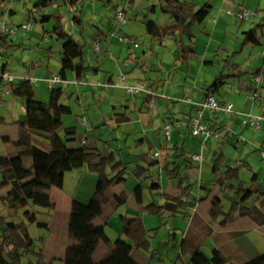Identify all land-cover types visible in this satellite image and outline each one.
<instances>
[{"label":"crops","instance_id":"1","mask_svg":"<svg viewBox=\"0 0 264 264\" xmlns=\"http://www.w3.org/2000/svg\"><path fill=\"white\" fill-rule=\"evenodd\" d=\"M86 1L93 3L97 2L95 0ZM120 1L121 4L120 2H115V0L111 3H103L113 9V27L109 26L105 31L101 30V33H97L96 36L85 42L87 45L89 44L90 49L92 50L91 42L98 40L100 45L105 49V51L99 53L92 50L93 54L91 57L86 53L87 64L96 68L98 72L96 74H88L82 81H77L74 76L69 73L67 80L64 81V83L58 84L64 89L62 103L72 106L73 112H75V106L81 108L82 115H78L77 117H81L82 125L85 126L87 133L92 132V129L90 130L87 125L88 121H91L94 139L96 137L95 133H99L101 138L105 137L102 134L104 131L102 128L108 127L113 129L115 134L114 138L113 134L105 137V139H108L105 141L108 146H105L102 149L95 144V146H92L91 148H99L103 151L105 156L108 155L110 151L116 150L118 151L117 153L119 157L129 165L130 176L127 182L115 186L112 189L113 195L126 193L128 195V201L115 212H112L110 208L107 207L103 216L97 220V224L101 227V232L99 235L100 244L96 252L105 246L106 249L103 247L105 250L104 258L113 250H117L127 257L126 264H148L146 258L137 253L138 251L133 247L134 245L132 243V247H128L125 243L120 241L123 240L122 224L120 229L121 235L117 242H113L104 235L105 228L110 224L111 219L115 218L118 220L119 216L125 215L142 219L151 246L153 243L152 241L161 236L163 241L161 244L166 243L168 248L172 246L171 240L181 241L179 244L181 255H189L188 247H184V253H182L183 242L186 241L188 246H198L208 256L212 254L213 250H218L226 257L229 264H245L251 259L264 254V225L258 224L247 216L239 217L235 222L228 224L227 226L221 225L222 218L217 220L212 219L210 214L212 201L215 198H220L223 201L224 196L228 195V193L224 195L218 182L217 184H212L204 182L203 180L199 181L198 176L202 170L200 165L204 163V159L202 163H197L190 161L188 155L199 154L203 157L205 148L204 144L212 139L203 143V141L201 142V139L194 138L191 135L190 123L192 119L196 117L194 103H202L207 98V90L214 85L217 79L226 76V81L222 82L221 79V87L213 91L211 94H214L222 104H232L236 112L230 116L208 111L204 114V121L220 134L219 138L213 139L219 140V145H221V143L228 142L231 138L235 140V143L240 145L244 142L248 143L246 138L248 131L254 130L257 132L262 129L264 130V121L259 130H255L249 124L243 123L249 115H264V48L262 49V46H264V16H262L260 12L264 10L259 8L261 7L259 4L254 7L250 5L248 6L246 0H221L218 6H213L210 3V0H190L199 7L209 4L212 6L211 13L213 10H215L216 13L212 20L208 22L205 21L202 26H195L193 28L194 37L192 44L195 50V55L191 57L190 62L187 65L177 60L178 50L174 38L167 37L164 42L159 43L146 33L143 22L145 14L143 17H138L137 20L134 19L135 22L144 27V31L138 38L123 32L122 28L117 26L115 20V14L118 10L116 6H121L122 2H125L124 0ZM131 2L135 5L137 4V0H131ZM22 3L24 8L26 5L25 1H22ZM157 4L158 0H152L149 3L143 1L140 5V9L148 8ZM61 6L66 7L69 5L61 4ZM76 7L77 6L72 7L75 12L74 17L78 16L82 18L81 15L77 14L78 11L75 9ZM250 7L258 10H256L257 13L255 16L248 21L240 22L236 19L235 22H233L230 18L234 17L227 15V11L230 9H249ZM8 10L11 11L10 16L8 14L7 16L4 15L2 17L5 21L7 20V17H11L15 14V11L12 8H9ZM45 12H47V10ZM45 14L53 15L51 13ZM136 14H138V12ZM154 15L156 14H151L150 18ZM35 17L38 20L36 23L44 25V23L39 21V14H36ZM100 17L104 18L105 16L101 15ZM160 17L165 18L164 22H159V17L154 19L159 25L164 26L171 24L167 15L163 14ZM28 18L29 17H27L26 22L29 21ZM257 19H260V23L256 22ZM246 22H251L253 27L245 29L243 25ZM256 27H262V38L258 36L261 41V44H259L261 49L256 50L252 47V51L248 50V52L244 53L245 47L249 45L243 44L240 51L238 53L235 52L240 41L239 35L242 34L243 36V33ZM21 31L23 30H20V32ZM23 33H28V31H23ZM123 33L125 34L124 36L136 39L138 46L135 47L130 44L120 43L116 37L113 36V34L123 35ZM9 40L12 41L14 47H21L22 45L15 42L11 36ZM61 46L62 44L58 40L57 46L51 47L48 50V56L51 60L58 61L59 63L56 72H54L50 61L47 66L35 62L30 65L24 63V67L15 69V77L12 74L11 64L6 60V58H9V54L13 48L11 50L0 49V67L2 68L4 64L7 65L6 70L14 77V83L30 81L32 85V83L43 82L48 87L45 80L51 77L54 73L59 74L61 68ZM136 50H141L142 53L137 54ZM109 54H111L113 58H111ZM238 55L247 56L241 60H236ZM102 56H104V58H102ZM216 62H218L217 65L219 67H222V72H220L221 76L218 77L217 74H215L214 83L209 85L207 75L208 72L213 73L216 71ZM236 67L238 70H235ZM240 71H242V76L234 77V74ZM257 71H260V74H254ZM225 72L227 73L226 75H224ZM123 75L126 77L125 80L121 79ZM230 75H232V77H230ZM256 75L260 76L262 81L258 87L259 98L256 101H252L249 98V91L240 89L238 82L243 81L251 83ZM229 85L232 87L229 88ZM5 86H7L6 82L0 83L1 94L4 91ZM125 86L150 87L153 91V97L147 102V97L149 96L146 94L133 96L126 92L124 89ZM173 87L175 88V91H173ZM48 89L49 98L51 89L49 87ZM234 92L238 95L233 96L232 93ZM5 98H7V102L3 100L4 102L0 106L6 107L8 111L14 110L16 102L12 101L11 103L9 100L15 97L9 98L5 96ZM188 100H191L192 103ZM103 108L105 111L107 110V115H104L103 113L101 114ZM93 109L98 110V112H95L94 110L95 115H91ZM122 118H127L128 121L122 122ZM83 119L86 120L85 124L83 123ZM3 121L4 118L0 116V123ZM176 121H180L182 126L175 127L174 129H185L184 133L179 132L181 136H184L185 133H187L192 138L199 141L202 146L201 153L191 152L186 154L187 152L185 151L184 146H179L177 141L174 146H171L170 144L174 139V130L170 142L168 141V143L166 141L163 127L166 123H175ZM106 131H108V129H106ZM135 134L140 135L139 139H135L133 143H130V140L134 139ZM101 138L99 139L101 140ZM84 139L83 144L88 145L89 141L87 136ZM111 141L117 143V149H113L109 145ZM184 141L185 140H183V143H185ZM35 142L40 145L37 139ZM124 144L126 146H124ZM41 147L48 149L47 145H42ZM164 147H168L169 149L172 147H178L185 152L186 158H183L184 160L180 159L173 161L172 159L170 162H176V165L180 166L182 177L187 179L189 184L196 186L199 183L200 191L204 190L207 192L205 197L197 199L199 201L198 203L195 201L196 208L190 211V217L184 215L170 216L166 214L164 220L161 221L159 217L147 214L144 211V208L147 206L144 204V187L145 185L150 184V181L144 182L143 184V204H138L134 199V190L139 183H142L143 178L137 179L133 175V171L137 166H146L140 158L141 155L149 153L151 160L158 159L160 156L154 158V154L160 152L161 148ZM253 147L256 149V152L261 154V151L264 150V142L257 147L255 145ZM216 155L217 154L214 155L211 161V172ZM262 160H264V158ZM187 164L192 165V167L186 168L185 165ZM176 165H173V168H175ZM245 165L251 174V178L254 173L259 175V172L254 170L251 163H245ZM69 174L73 176L72 180H75L76 182L74 189L70 193L64 191L67 184V178H69L67 176H69ZM212 174L214 173L212 172ZM148 175L153 178L154 182H157L160 185L159 190H154L151 193L157 204L162 205L164 203L161 196L162 194L170 196L178 194V187L172 188L170 185L167 190V187H165L166 184L163 180L161 181L162 176L165 175L158 166L149 168V172L146 176ZM250 181L251 179L249 181L248 179L244 181L247 187L252 185ZM97 183V174L90 172L87 167L84 166L81 169L66 174L64 186L61 191L58 192V195L53 193L55 187L51 189L50 195L55 203V208L53 210L60 208L61 204L65 205V224L63 226V232L65 234L59 239V241L57 239L55 240L54 236L52 239L54 240V244L49 247H47L49 242L34 239L36 244H39L40 242L41 245L37 246L40 248L42 247L48 260L62 261L64 259L66 250L71 243L68 227L72 204L75 200L83 204H88L93 198ZM257 199V196L251 198L247 202V206L259 204ZM133 204H136V206ZM124 208L125 212H123ZM225 210L228 211L229 209L225 208ZM118 214L119 216L116 217ZM172 218L181 219L185 226L182 228L178 226L169 229L168 222ZM46 224V229H51V227H53V224ZM178 235H180V237ZM207 249H210V253L207 252ZM189 260L187 261L188 263Z\"/></svg>","mask_w":264,"mask_h":264},{"label":"trees","instance_id":"2","mask_svg":"<svg viewBox=\"0 0 264 264\" xmlns=\"http://www.w3.org/2000/svg\"><path fill=\"white\" fill-rule=\"evenodd\" d=\"M84 0H36L33 10H30L28 22L36 23L35 15L39 14L41 23L55 21V30L58 40L63 41L61 46V68L59 76L66 81L68 74H72L77 81H82L88 74H96L98 70L87 64L86 43H81L72 35L66 33L62 26V17L59 14H40L53 6L69 5L77 6ZM101 3H111L113 0H95ZM6 4V0H1ZM167 15L171 24L161 26L150 18L157 10ZM212 6L205 4L198 6L190 0H158L157 5L147 8L144 17L146 33L159 43L167 37L176 41L178 50L177 60L189 64L195 55L192 44L194 37L193 28L202 26L209 17ZM35 12V13H33ZM5 11L0 9V17ZM11 13V11H9ZM34 17L30 20V17ZM77 24H82V18H73ZM10 35L0 33V49L11 50L14 48ZM244 45H259L261 41L256 28L243 33ZM5 71L7 65H3ZM235 70H238L236 67ZM254 74H260V71ZM242 76V71L234 74V77ZM232 77V75H230ZM1 83V81H0ZM221 79H217L214 85L207 90L211 93L221 87ZM11 95L24 101L25 118L15 124L19 130L18 139L12 141L4 136L3 140L12 142L15 153L11 156H0V264H55L54 260H48L43 249L36 245V241L29 234V227L37 225L46 228L47 224L40 222L36 208L54 209L50 191L53 187L62 189L67 173L83 168L97 174L98 183L93 198L88 204L75 200L72 204L69 236L70 245L66 250L61 264H126L127 257L113 250L106 258L95 261L94 255L100 244L99 235L101 227L97 220L103 216L105 209L117 211L128 201V195L121 193L113 195L115 186L124 184L129 179V165L118 155V151L112 150L104 155L99 148H91L83 144L78 147L71 146L76 140L77 128L66 126L63 122L65 116L73 115V108L62 103L64 89L61 85L53 87L47 101H40L35 97V90L30 81H22L9 85ZM153 96L147 97V102ZM128 121L127 118L122 122ZM215 130L213 127H211ZM216 131V130H215ZM218 132V131H216ZM40 137L46 141L48 149L35 142ZM108 149V148H107ZM106 150V148H105ZM146 166H137L133 175L142 179L133 193L138 204H143V184L150 181L151 193L159 190L160 185L153 181L151 176H146L149 168L158 166L165 177L178 180V194L174 196L162 194L164 203L157 204L153 200L144 208V211L157 216L162 221L166 214L170 216L184 215L190 217L191 210L196 208L192 198L194 185L182 177L180 166L170 160L186 158L185 152L178 147L161 148L160 157L151 160L150 154L140 157ZM225 155L218 153L213 161L212 172L219 174L218 183L230 201L229 210L226 211L223 201L215 198L211 203L212 219L222 218L221 225L227 226L235 222L239 217H250L260 225H264V187L258 183V175L254 173L251 178L252 185L247 187L241 180L239 168L234 166L223 167ZM27 162L30 164L27 166ZM187 163V162H186ZM173 165L176 167L173 168ZM186 168L192 165H185ZM237 182V183H236ZM257 196L259 204L247 206V202ZM1 206L8 211L7 216L2 215ZM23 211V219L15 221L14 216ZM122 223V239L125 237L132 242L136 250H148L150 241L147 236L144 223L139 217L121 215L118 218ZM190 260L188 264H229L226 257L218 250H213L210 256L206 255L198 246H188ZM30 258L37 259L32 262ZM245 264H264V254L251 259Z\"/></svg>","mask_w":264,"mask_h":264},{"label":"rangeland","instance_id":"3","mask_svg":"<svg viewBox=\"0 0 264 264\" xmlns=\"http://www.w3.org/2000/svg\"><path fill=\"white\" fill-rule=\"evenodd\" d=\"M12 1V2H10ZM22 1H25V7L23 8V3ZM36 0H6V5H5V12L7 9L12 8L15 11V14L11 17H7V23L11 26H21L25 23H27V17L30 15V10L33 9V3ZM125 2L122 3H127L128 0H124ZM143 1L150 2L152 0H137V4L135 5L131 0L128 1V6L131 7L130 13H129V20L128 24L122 26L123 32L126 34L132 35L134 37H139L142 32L144 31V27L138 24L137 22L134 21V19L137 20L138 17H143V15L146 12L147 8H142L140 9V5ZM154 1V0H153ZM221 0H210V3L213 6H218ZM239 1V0H238ZM242 1V0H241ZM115 2H120V0H115ZM9 3V4H8ZM247 5L249 6H258V4L261 6V10H264V0H246ZM117 9H119L120 6H116ZM252 7L249 8L250 11L257 13L256 10L258 9H253ZM78 11V15L82 16V24H77L74 22V8L70 6H53L47 9V12H43L40 14H45V13H51L53 15L59 14L62 17V26L63 30L72 35L73 38L78 40L81 43H85L92 37L96 36L97 33H101L100 31H105L107 27H113V20L112 17L114 15L113 9L111 7H108L106 4L100 3V2H89V1H82L80 4L77 5L75 8ZM3 10V11H4ZM138 12V14H136ZM262 16H264V11H260ZM215 10L211 13V15L207 18L206 22L210 21L213 19V16L215 15ZM10 16V13H8ZM101 15L105 16L104 18L100 17ZM163 15L159 8L157 10L156 15L151 16L153 19H157L159 17V22H164L165 18L160 17ZM36 16V15H35ZM38 17V16H37ZM34 17H30V20L32 21ZM256 18V17H255ZM254 18V19H255ZM232 19L233 22H235V18H230ZM142 20V19H141ZM252 21V20H251ZM257 23H260V19L256 20ZM34 23V22H33ZM117 24V22H116ZM235 24V23H234ZM81 25V26H80ZM253 24L251 22H246L243 27L245 29L253 27ZM118 26V24H117ZM255 27V26H254ZM258 36L262 38V27H256ZM264 29V28H263ZM24 31V30H23ZM23 31H19L16 34L10 35L12 39L17 42L18 44H22L21 47H14L13 50L9 54V58L6 60L9 61V63L12 66V74L14 75L16 73L15 69H19L20 67H24L23 64L26 63L27 65L32 64L33 62L38 63L40 65H46L50 61L52 68L54 69V72L57 71V68L59 66L58 61L51 60V58L48 56V50L51 47H55L58 44V35L56 34L55 30V21L50 20L49 22H46L43 24L39 23H34V26L31 31H28V33H23ZM0 33H1V28H0ZM125 34L123 33V36ZM240 41L238 46L235 49V52H239L240 49L242 48L243 45V36L242 34L239 35ZM61 44L63 41H60ZM256 50H260L261 46L260 45H254V46H246L244 53L248 52V50H251L253 48ZM264 46H262V49ZM86 53L91 55L93 54L92 50L90 49L89 44L85 47ZM137 54H141V50H136ZM238 55L236 60H241L247 55ZM49 57V58H48ZM104 58V56H102ZM248 58V57H247ZM49 59V60H48ZM247 62V61H245ZM218 62H216V68L215 72H208L207 79L209 80V85L213 84L215 81V74H217L218 77H220V72H222V67H219ZM246 64V63H245ZM194 74V73H193ZM227 73L225 72L224 75ZM55 75V73H54ZM58 75V74H57ZM15 76V75H14ZM16 77V76H15ZM222 82L226 81V76H223ZM18 80V78H17ZM32 86L35 90V97L40 100V101H47L48 100V94H49V89L46 86L45 83L43 82H38V83H32ZM150 88V87H148ZM225 88V87H224ZM151 89V88H150ZM173 91H175V88H172ZM226 89V88H225ZM152 90V89H151ZM162 90V89H160ZM234 95H238L237 93H232ZM6 97H13L11 96H6ZM3 92L2 94L0 93V100L3 102H7V98H5ZM250 98V97H249ZM4 100V101H3ZM11 103L16 102L15 104V109L12 111H8L6 107L0 106V116L4 118V121L0 123V156H11L14 155L15 148L12 144V142H6L3 140L4 136H9L12 141L18 139L19 136V130L15 122L17 120H23L25 118V109H24V101L19 98H12L9 100ZM6 106V105H5ZM74 115L71 116H65L63 119V122L66 126H73L77 128V136L76 140L71 143V146L78 147L83 145V140L87 136V139L89 141V144L87 145L88 147L95 146V144L100 147L104 148L105 146H108L105 141L108 139H105L106 136H109L113 134L114 138V131L112 128L104 127V131L102 134L105 136L101 138L99 136V133H95V139H94V134H93V127L91 125V121H88V128L91 130V133L86 132L85 126L82 125V119L81 117L78 118V115H82L81 113V108L78 106L74 107ZM98 110L93 109L91 115H95V112ZM107 111V110H106ZM105 109L103 108V113L104 115H107ZM236 112V110H235ZM108 129V131H106ZM140 130V129H139ZM182 128L180 129H174V139L171 142V146H174L176 144V141L178 142L177 144L179 146H184L185 151L187 152L186 154H189L191 152H197L201 153V143L194 138H192L189 134L185 133L184 136H181L179 132H185V129ZM138 134H135L134 139L130 140V143H133L135 139H139ZM101 138V140L99 139ZM247 141L248 143H241L238 145L235 143V140L229 139L228 142L221 143L219 145V140L217 139H212L209 140L206 144H204V152H203V159L204 163L201 164V172L199 173L198 179L199 181L203 180L204 182L212 183V184H217L219 174H212L211 172V161L214 157L215 154L218 153H224L225 158L223 161V167L226 166H234L236 168H239V173L242 181H245L248 179V181L251 179V174L249 173V170L245 163H251L254 167V170L259 172L258 174V183L264 185V160L263 157L261 156L262 154H259L256 152V149L253 147L254 145L257 147L261 143L264 142V130L262 129L261 131H254L250 130L247 133ZM38 140L40 145H45L46 146V141L40 137H36L35 140ZM183 140H185L183 143ZM170 142V141H169ZM168 142V143H169ZM202 142V140H201ZM115 141H111L109 145L113 149H117L118 145ZM117 146V147H116ZM124 146H126L124 144ZM255 150V151H254ZM181 160H184L183 158ZM27 166L30 164L29 162L26 163ZM199 165V164H198ZM70 173V172H69ZM67 184L64 189L65 192L70 193L74 189L75 185V180H72V177L70 174L67 176ZM1 180V177H0ZM72 180V181H71ZM164 181L166 184L165 187H168L171 185L172 188L177 187L178 185V180L176 179H169L166 178L165 176H162L161 181ZM150 184L145 185L144 187V204L148 205L152 202L153 197L151 194V190H149ZM61 191L59 188H54L53 193L58 195V192ZM60 194V193H59ZM207 195L206 191H200L199 189V183L194 186L193 191H192V198L198 203L199 201L197 200L200 197H205ZM157 198V197H156ZM158 201V199H157ZM136 206V204H133ZM223 205L225 206L226 209H229L230 207V201L228 200V197L224 196L223 199ZM124 206V205H123ZM38 212V219L39 221L49 223L50 225L53 224V227L51 229H46V228H39L37 225H31L29 227V234L33 239L37 240H44L49 242L47 244V247L50 245L54 244L53 237L55 236V240L57 239L59 241L60 238L63 237L65 234L63 232V226L65 224V205L61 204V207L53 210V209H45V208H36ZM1 211L3 216L8 215V211L5 207L1 206ZM123 212H125V208L123 209ZM23 211H20L14 216L15 221H20L23 219L22 217ZM116 215V217H118ZM121 221L118 219H111L110 224L106 226L105 228V233L104 235L111 239L113 242H117L119 236L121 235ZM180 226L181 228L184 225V222L181 219L177 218H172L168 222V228H176ZM181 234V233H180ZM161 235V234H160ZM60 236V237H59ZM180 237V235H178ZM183 240V239H182ZM125 245L128 247H132L131 241L128 240L127 238H123V240H120ZM152 246L149 247L148 250H137L138 254L141 256H144L146 258L148 264H187L189 260V255H181V252L179 251V244L181 241H174L171 240V247L168 248L167 244H161L163 243L161 236L158 239H155L152 241ZM179 242V243H178ZM57 244V241H56ZM166 244V245H165ZM36 245L40 246L37 243ZM62 245V244H61ZM105 248V246H103ZM101 248L98 250V252L95 253L94 259L97 261H100L104 259L105 253H104V248ZM134 247V246H133ZM40 248V247H39ZM42 248V247H41ZM106 249V248H105ZM207 252L210 253V249H207ZM45 255V254H44ZM106 258V257H105ZM32 262H36L37 259L30 258ZM55 264H61L60 261L56 260L54 261ZM24 264H28V260L24 261Z\"/></svg>","mask_w":264,"mask_h":264},{"label":"built area","instance_id":"4","mask_svg":"<svg viewBox=\"0 0 264 264\" xmlns=\"http://www.w3.org/2000/svg\"><path fill=\"white\" fill-rule=\"evenodd\" d=\"M128 1H127V3H122L120 8L116 11L115 20L118 24V27H122V26L128 24V20H129L128 15L130 13V7L127 5ZM5 5L6 4L4 2H1V0H0V9L2 11L5 9ZM8 13H9V10L7 9V11L4 13V15L7 16ZM255 14L256 13L250 11L249 9H238V10L230 9L227 11L228 16L234 17L235 19H237L240 22H244V21H248V20L252 19L255 16ZM2 17H0V28H1V33H3V34L13 35V34L18 33L20 30L30 31L34 26L33 22H27V23L21 25L20 27L19 26L18 27H16V26L12 27L9 24H7L6 21ZM113 36H115L116 39L120 43L130 44V45H133L135 47L138 46L137 40L132 38V37H127V36H123L120 34H117V35L113 34ZM91 46H92V50L96 53L105 51V49L100 45V42L98 40L92 41ZM109 55L111 56V58H113V56L111 54H109ZM121 79L125 80L126 77L123 75L121 77ZM0 81H1V83L6 82V85H7L4 88L3 94L5 96L11 95L9 85L14 83V77L10 74L9 71H7V70L4 71L1 67H0ZM45 81H46V83L50 89H52L53 87H55L58 84L64 83V80L61 79L59 74L58 75L53 74L51 77H49ZM261 81H262V78L260 76L256 75L251 83L239 81L238 84H239L240 89L249 91L250 99L252 101H256L259 98L258 87L261 84ZM231 87L232 86L229 85V88H231ZM124 89L126 90L127 93H129L133 96H140L143 94H146L147 96H153V91L148 87L125 86ZM188 101L190 103H192L191 100H188ZM1 104H2V101L0 100V105ZM194 105L196 108L195 109L196 110V117L194 119H192V121L190 123V131H191V135L194 138L201 139L203 141V143H206V141H208L209 139L220 137L219 132H216L215 130H213L204 121V114L207 111L213 112V113H222V114L227 115V116L233 115L235 113V109H234V106L232 104L220 103L218 98L214 94L207 96V98L202 103H194ZM263 121H264V115H257V116L249 115L248 118H246L243 121V123L249 124L255 130H259L261 128ZM83 123L84 124L86 123L85 119H83ZM181 126H182V123L180 121H176L175 123L169 122V123H166L164 125V127H163L164 137H165L167 142L170 141L174 128L175 127H181ZM261 154L264 158V150L261 151ZM159 156H160V152H156L154 154V158H157ZM188 159L190 161L197 162V163L203 162V157H202V155H199V154H189Z\"/></svg>","mask_w":264,"mask_h":264}]
</instances>
